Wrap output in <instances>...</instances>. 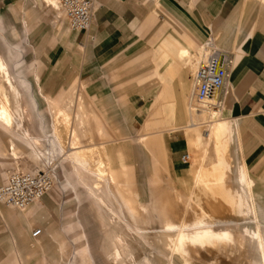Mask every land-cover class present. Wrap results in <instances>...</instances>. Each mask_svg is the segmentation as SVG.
I'll list each match as a JSON object with an SVG mask.
<instances>
[{
  "label": "rangeland",
  "instance_id": "1",
  "mask_svg": "<svg viewBox=\"0 0 264 264\" xmlns=\"http://www.w3.org/2000/svg\"><path fill=\"white\" fill-rule=\"evenodd\" d=\"M23 2L24 0H0V15L13 16V19H8V23L0 25V48H5L7 44V51L12 56L13 63L9 71L21 93V104L25 109L24 127L33 137L41 139V145L33 149L20 138L18 132L10 130L6 134L0 129V182L9 172L40 171L50 177L51 191L38 202V212L31 228H23L21 225L22 228L18 227L16 236L11 238L10 229L0 227V264H168L166 260L169 251L161 248L165 254L162 255L157 239V236L163 234L164 215L173 223L185 220L187 224L193 223L200 217L201 212L206 213L208 219L236 224L251 219L248 215L233 212L226 198L231 196L235 189L244 190V185L238 181L242 168L253 180L254 189H264V162L254 170L264 157V145L253 134V131L257 132L259 129L250 125V129L242 132V128L235 127L234 141L227 145L224 153L226 166L230 167L225 170L223 194L215 192L217 186L205 176L202 177L205 183L194 186V174L200 165L203 164L205 171H211L215 161L213 143L209 145L204 161L201 157L202 149L194 148L190 144V140L196 135L203 136L207 133V124L201 122L196 130L185 127L173 131L171 136L182 138L186 152L190 155L189 163H175L173 169L176 171H173L165 160L164 147L160 144L144 146L143 142L139 141L140 136L147 133H137L135 126L142 124L147 115L146 111L143 116L137 118L134 117L136 111L132 112L127 103L124 102L119 107L115 104V99L119 98L124 90L120 87L122 79L130 71L138 73L130 75L131 77L150 76L155 87L159 86L152 75L153 54L149 52L159 43L158 35L151 38L152 44H133L123 51H130L127 54L129 61L116 69L114 79L110 83L111 89H107L101 85L103 70L92 74L93 66L81 63L84 62V56L77 48L63 46L64 42L49 33L51 20L57 14L54 8H46L35 2L34 10L25 15L19 9ZM23 19L28 23H24ZM15 31L19 33V37L13 39ZM43 33L48 35L42 41ZM199 44L193 47L192 53ZM58 45H62L64 49L60 63L56 69H50L49 79L40 83L43 91L51 98L47 103L41 97L33 75L38 68L36 64L40 65L49 48L52 50ZM231 53L235 54V50ZM40 70L44 72L43 66ZM81 71L83 74H80ZM191 72L189 67L185 79L176 76V82H172L167 90L170 96L172 93L180 95L186 84L190 89L193 87ZM79 82L85 83L89 92V98L85 101L81 96L69 95L71 88L77 87ZM182 82L185 85L182 86ZM0 85H3L1 78ZM186 95L191 97L192 108L197 107L191 90L187 91ZM151 97H157L155 89ZM126 98L130 103L129 99L132 101L138 98V95H129ZM142 104L145 106L144 99ZM79 107L82 111H79ZM219 109L220 107L217 108ZM221 110L227 118L222 106ZM189 115L185 111H177L174 114H166L165 119L176 121L174 123H187ZM162 130L166 129L148 132L147 138L150 140L155 136L153 134ZM71 131H75L79 138V149H120L127 165V169L122 172L129 173L131 182L129 189L122 188L123 193L126 192L125 197L135 208L137 215L149 216L146 219L148 223H138L144 239L129 231L125 223L114 219L109 209L99 201L98 193L94 192L98 180L96 175L100 174L97 159L89 160V171L80 167H77L78 172L73 169L67 158L73 153V150H70ZM11 140L15 143L17 160H14L8 151ZM240 156L245 157V161L240 160ZM260 173L262 177L254 176ZM126 178L127 175H121L122 181ZM99 191L105 194L106 188L99 185ZM255 193L263 194L264 197V192ZM106 203L109 208L117 210L120 217L127 215L126 206L121 209L110 197L106 199ZM138 203L142 207H138ZM259 209L263 215L264 201L259 202ZM35 230L41 231L37 238H33L30 233ZM233 236L235 244L232 246L209 251L191 250L188 256L193 264H253L250 249L238 244L239 233L233 231ZM118 237L123 247H118L119 256L115 260L114 249ZM11 241L15 242L14 247L11 246ZM126 245L133 248L131 256L126 253ZM172 258L174 264H183L178 255Z\"/></svg>",
  "mask_w": 264,
  "mask_h": 264
},
{
  "label": "crops",
  "instance_id": "2",
  "mask_svg": "<svg viewBox=\"0 0 264 264\" xmlns=\"http://www.w3.org/2000/svg\"><path fill=\"white\" fill-rule=\"evenodd\" d=\"M93 1L95 12L93 22L88 31L81 33L71 31L68 25L66 26L65 20L56 19L55 16L51 20L52 27L49 33L64 42L62 43L63 46H74L77 48L78 52L84 56V62L81 63L93 66L92 74L97 70H103L101 85L107 89H111L110 83L114 79L116 69L126 65L129 61V55L127 54L130 51H123L129 49L133 44H152L151 38H156L158 35L159 43L149 52L153 54V60L151 61L153 64L152 75L159 86L155 87V83L150 76L131 77L130 75L136 73L130 71L122 79L123 82L120 87L124 88V90L119 97L121 100L119 101V98L115 99V104L116 107H119L120 104L127 103L132 112L133 110L136 111L134 117L137 118L143 116L146 111L147 115L142 124L135 126L137 133L145 132L148 134V132L156 129H166L153 134L155 136L150 140L147 138V134L141 135L139 141L143 142L144 146L152 147L160 144L164 147L165 160L173 171H176L173 169L175 163L183 165L181 157L186 153L183 139L171 136L173 131L184 129L185 127L196 130L201 122L207 124L209 128L211 120L202 119L201 116H198L196 122H193L190 113L187 123H174L176 121L166 120V114L168 113L174 114L177 111L188 113L185 105L191 102V97H188V95H186L185 99L182 92L180 95L172 93L170 96L167 90L172 82H176V76L185 78L186 70L191 64L190 56L194 53H192L193 47L201 42L200 46L208 37L213 36L218 47L228 54L230 53V57L232 56L226 95L222 94L221 90L217 92L220 109L217 110L218 106L214 108L216 112L222 114V119L228 123L230 134L226 139V144L230 145L233 143L235 127L242 128L243 132L250 129V125H253L259 129L257 132L253 131L254 136L260 139L264 145V0ZM35 2L43 6L42 0H24L19 9L26 15L28 11L34 10ZM8 19H13V16L0 15V25L3 26L4 23H8ZM23 22L28 23L25 19H23ZM47 35V33H43L41 40L43 41V38H46ZM17 37H19V33L15 31L13 39ZM62 45H58L52 50L49 48L47 54L40 61V65L36 64L38 68L33 75V78L35 76L40 95L47 103H49L50 97L43 91L40 83L41 81H47L51 74L50 69H56L60 63L64 52ZM233 49L235 54L231 53ZM183 51H188L190 56L182 58L181 54ZM50 52L52 53L48 55ZM0 56L10 69L13 60L7 51V44L5 48L3 46L0 48ZM110 62L111 64L103 69ZM41 66H43L44 72L40 70ZM191 73L193 74V72ZM80 74H83L82 71ZM32 88L34 87L32 86ZM153 89L156 90L157 97H151ZM189 90H191L192 95L194 88L191 87L190 89L189 87ZM69 95L81 96L84 101L87 100L89 92L86 89V84L79 82L77 87L71 88ZM129 95L130 97L138 95V98L132 101L129 99V103L126 98ZM167 98L173 101L170 107L167 106ZM143 99L145 100V106L142 104ZM221 106L227 118H225ZM79 111H82L81 107H79ZM0 129L2 130L1 127ZM71 132L70 150H73V153L67 158L73 169L77 172V167L82 168L84 171L91 170L89 160L92 159H97L100 165V174L96 175L98 180L95 183L94 191L98 193L99 199H104L108 195L106 186L108 178H114L116 188L119 185L121 188L129 189L131 185L129 173L127 171L122 172L127 169V165L120 149H104L102 151L79 149L77 147L79 138L75 131V136H72ZM19 135L24 142H27L33 148L27 140L22 138L21 134ZM205 135H196L190 140V144L194 148H200L206 140ZM37 139L41 143V139ZM10 143L8 151L13 158ZM243 143L245 144L244 141ZM241 159L245 161V157L242 158L240 156ZM263 162L264 157L254 170L259 168ZM241 171L246 174L247 179L252 183L251 194L256 204L258 223L264 226V214L262 215L259 209V202L264 201V197L263 194L255 193L264 192V189H254L253 180L249 178L243 168ZM120 174L127 175L125 181L121 180ZM261 175L262 173L254 176L258 178L262 177ZM4 181L5 178L0 182V186L4 184ZM99 185L106 188L105 194L100 193ZM124 198L126 199L125 194ZM126 202L127 208H134L132 205L129 206L130 203L127 199ZM37 212L38 203L30 206L25 211H18L0 204V227L9 228L12 233L11 238L15 237L19 232V226L22 225L23 228L27 229L31 228ZM181 222L182 220L178 223ZM32 232H30L31 236ZM11 242V246L14 247L15 242Z\"/></svg>",
  "mask_w": 264,
  "mask_h": 264
},
{
  "label": "bare ground",
  "instance_id": "3",
  "mask_svg": "<svg viewBox=\"0 0 264 264\" xmlns=\"http://www.w3.org/2000/svg\"><path fill=\"white\" fill-rule=\"evenodd\" d=\"M60 1L61 0H42L41 3L46 8H50V7L54 8V10L57 12L56 18L65 20V22H67L69 29L71 31H75L70 28L65 12L61 7ZM210 47L226 53L229 56L232 65V58L230 57V55L226 51L218 47L216 40L213 36L210 38L208 37L204 42H202L198 50L194 52L191 56L190 68L192 69L193 72V75L191 77L192 83H193L194 74L198 69L200 63L203 60H205L206 57L210 54L209 52ZM189 56L190 53L188 51H183L181 54L182 58H188ZM0 78H1V82L3 83L2 86L0 85V127L6 134L9 133L10 130H14L18 132L19 134H21L22 138L27 140L33 146V148H37V147L39 148V146L41 145L40 141L37 138L32 137L30 132L24 127L25 109L21 104V93L10 74L7 63L3 60L1 56H0ZM183 84L185 85L184 82H182V86ZM188 89H189V85L186 84L185 87H183V91H182L184 99L186 98V92L188 91ZM217 92L218 91H216L213 94V96L206 102V104L198 105L195 103L197 107L192 108L191 106L192 104L190 102L185 105V108L186 111L191 114L193 118V122H196L198 116H201L202 119L211 120V126H209L208 131L205 135L206 140L203 143V145L200 147L202 149V153H201V157L203 158L202 161H204V159L207 157L208 148L211 143H213L214 155H215V161L212 163L211 171L208 170L205 171V169L203 168V164L201 163H200L201 164L200 167L197 169V172L194 170L196 173L194 174L193 184L194 186H197L199 184L205 183L202 180L203 179L202 177L205 176L207 178H210V181L214 183L213 184L214 186H217V188L214 189L215 192H218V194L222 192L223 194L225 190L222 184L225 180V170L227 167L224 153L227 148L226 139L229 137L230 131H229L228 123L222 119V114L216 112V110L214 109L218 105H220V103L218 102ZM172 103L173 101L170 98H167V106L170 107ZM71 135L75 136V132L74 131L71 132ZM10 147L13 158L17 159V154L15 152L13 141H11ZM189 162H190V155H188V160L186 162H181V163L184 165ZM20 171H22L21 173H28L31 175L42 174V172L40 171L39 172H29L23 170ZM10 173L11 172H9L8 175L5 176V181L3 182L4 184L7 182ZM238 175H239L238 181L242 183L245 188L244 190L241 191L235 189L233 191L234 193H232L231 196L226 198V202L228 203L229 208H231L233 212L245 216L248 215L251 217V220L249 221L243 220L237 224L230 221H218L216 219L215 220L211 218L208 219V215L204 212H201L200 217H198L191 224L185 223V220H182L181 223L175 224L165 219L166 221L165 220L163 221L164 222L163 234L161 236H157V239L160 243L159 245L160 253H162V255H165L164 252L161 251V248H163L164 251L165 250L169 251L168 253L169 257L166 255L168 257L166 260L168 264H174L172 258V256L174 255H178L179 257H181L183 264H193L188 256L189 255L188 252L191 250L197 251L201 249L204 251H209L211 249H217L218 247H227L234 245L235 239L233 236V231H237L239 233L238 244L240 246H247L250 249L248 250L252 252V257H253L252 263L264 264V226L258 223L256 204L251 194L252 183L247 179V176L244 172L241 171L240 174ZM106 186L108 189V195L104 199L103 198L99 199L100 202L103 204L104 207L106 206L109 209L107 210L110 211L111 216L114 219H116L117 221L118 220L122 221L123 223H125L129 231L135 233L137 237L144 239V237L141 235L140 232L142 229L138 227V223H148V220L146 219L149 216L146 215L140 217L139 215L136 214L135 208L129 207L127 215L124 216L123 218L120 217L117 210H113L109 208V206H107L106 199L108 197L112 198L116 203L119 204V207L123 209L124 206L127 207V202L126 199L124 198L125 193H122L121 186L118 185L116 188V182L114 178H108L106 181ZM50 188L51 187H49V189L44 195L35 199L33 202H31L30 204H28L23 208H13L7 206L2 201H0V204L4 205L5 207L15 209L18 211H25L30 206L43 200V198L51 191ZM137 200L138 199H136V201ZM138 207H142V206H139L138 203ZM167 217H165L164 215L163 218H167ZM38 231L40 235L41 231L40 230ZM33 233L34 231L32 232L33 238H37L39 236L38 235L34 237ZM118 239L119 237L115 242L116 245L114 249L115 260L119 256L118 247L120 248L123 247V246L121 247L122 244L119 243ZM145 244L146 246H148L147 243ZM126 248H127V252H126L127 255L131 256L133 248L130 247L129 245H126Z\"/></svg>",
  "mask_w": 264,
  "mask_h": 264
},
{
  "label": "built area",
  "instance_id": "4",
  "mask_svg": "<svg viewBox=\"0 0 264 264\" xmlns=\"http://www.w3.org/2000/svg\"><path fill=\"white\" fill-rule=\"evenodd\" d=\"M68 24L77 33L86 32L93 22L95 6L93 0H61ZM203 60L193 77V101L198 105L206 104L216 91L226 95L227 81L230 75L231 61L229 56L214 48ZM188 160L186 152L181 161ZM51 187L50 177L45 174L11 172L7 182L0 186V201L13 208H23L35 199L44 195ZM34 237L39 231H34Z\"/></svg>",
  "mask_w": 264,
  "mask_h": 264
}]
</instances>
